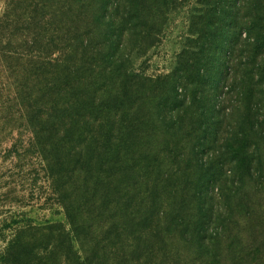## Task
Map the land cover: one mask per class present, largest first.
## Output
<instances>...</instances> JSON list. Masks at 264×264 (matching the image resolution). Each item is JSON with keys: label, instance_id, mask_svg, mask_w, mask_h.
<instances>
[{"label": "trees", "instance_id": "obj_1", "mask_svg": "<svg viewBox=\"0 0 264 264\" xmlns=\"http://www.w3.org/2000/svg\"><path fill=\"white\" fill-rule=\"evenodd\" d=\"M17 1V6L22 1L27 6L20 16L10 17L8 11L0 16V76L7 88L0 127L30 132V145L67 223L25 225L0 259L4 264H180L177 251L166 249L169 242L161 239L154 214L145 208V189L137 190L145 182L130 174L135 165L124 147L130 133H123L126 118L118 113L134 75L118 69L116 76L123 80L113 79L114 69L100 56L104 42L91 39L95 30L81 11L70 8L74 15L62 16L69 5ZM229 1L230 10L218 14L232 21L234 37L246 33L253 51L264 54V0ZM131 6L134 0L102 6L109 10V57L117 49L114 39L125 34L122 22ZM224 39L223 49L232 51L234 44ZM259 71L256 79L264 82V65ZM251 91L243 110L233 109L225 119V212L218 213L203 198L202 188L215 183L213 176L205 177L197 195L196 236L200 251L209 257L205 264H264V90L259 96ZM220 121L208 126L215 142L221 137ZM147 199L150 206L155 202L152 196ZM218 218L224 220L222 230L208 234L209 220ZM183 263L203 264L197 258Z\"/></svg>", "mask_w": 264, "mask_h": 264}, {"label": "rangeland", "instance_id": "obj_2", "mask_svg": "<svg viewBox=\"0 0 264 264\" xmlns=\"http://www.w3.org/2000/svg\"><path fill=\"white\" fill-rule=\"evenodd\" d=\"M116 1L41 3L57 8L69 5L59 11L62 16H73L75 11H68L70 8L81 11L84 21L95 30L91 39L96 44L104 42L100 56L105 66L114 69L113 79L123 80L116 76L118 69L122 75H134L127 86V102L120 105L118 113L126 118L122 130L130 133L128 145L132 138L130 146L124 144L135 165L130 174L145 182V188L137 190L145 189V208L157 219L161 239L171 245L167 243L166 249L177 251L180 264L192 258L205 264L209 257L200 251V237L196 236L197 195L205 177L213 176L215 183L202 188L203 198L218 213L225 212L227 175L221 167L225 119L233 109L243 110L249 89L255 96L264 90V82L256 79L264 54L253 51L246 33L234 37L232 21L218 14L221 9L230 10L229 0H134L128 20L122 22L125 34L114 39L117 49L109 57V10L102 6ZM15 2L19 1L0 0V16L4 11L10 17L20 16L27 6L25 1L20 6ZM224 38L234 44L232 51L223 49ZM0 82L1 102L7 88L2 76ZM219 118L222 132L215 142L208 126ZM126 126L129 129L125 130ZM21 128L0 127V257L25 225L48 220L67 223L52 195L43 163L30 145L31 134ZM149 196L155 199L151 206ZM218 219L209 220L208 234L222 230L219 223L224 220ZM0 264H4L1 259Z\"/></svg>", "mask_w": 264, "mask_h": 264}]
</instances>
